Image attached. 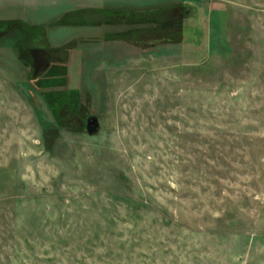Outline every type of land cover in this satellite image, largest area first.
<instances>
[{
	"label": "rangeland",
	"instance_id": "1",
	"mask_svg": "<svg viewBox=\"0 0 264 264\" xmlns=\"http://www.w3.org/2000/svg\"><path fill=\"white\" fill-rule=\"evenodd\" d=\"M18 18L0 264H264V0H0Z\"/></svg>",
	"mask_w": 264,
	"mask_h": 264
},
{
	"label": "trees",
	"instance_id": "2",
	"mask_svg": "<svg viewBox=\"0 0 264 264\" xmlns=\"http://www.w3.org/2000/svg\"><path fill=\"white\" fill-rule=\"evenodd\" d=\"M17 21V20H21V19H10V20H7V21H4V22H1L0 23V27H8L10 24H11V21ZM1 29V28H0ZM18 48L16 47L15 49H12L9 51L10 53L8 54V56H5L4 55H1L0 58L1 59H11V60H16L22 67H26V62L22 59V57L20 56V54L17 53V56L14 54L15 51L17 52Z\"/></svg>",
	"mask_w": 264,
	"mask_h": 264
},
{
	"label": "water",
	"instance_id": "3",
	"mask_svg": "<svg viewBox=\"0 0 264 264\" xmlns=\"http://www.w3.org/2000/svg\"><path fill=\"white\" fill-rule=\"evenodd\" d=\"M93 123H94V120H93L92 118H90V119L88 120V125L91 126Z\"/></svg>",
	"mask_w": 264,
	"mask_h": 264
},
{
	"label": "flooded vegetation",
	"instance_id": "4",
	"mask_svg": "<svg viewBox=\"0 0 264 264\" xmlns=\"http://www.w3.org/2000/svg\"><path fill=\"white\" fill-rule=\"evenodd\" d=\"M22 55H23V53H21ZM35 57H37V56H35Z\"/></svg>",
	"mask_w": 264,
	"mask_h": 264
}]
</instances>
